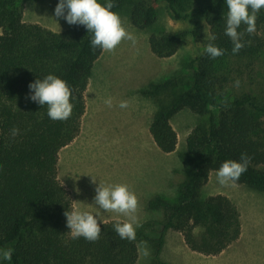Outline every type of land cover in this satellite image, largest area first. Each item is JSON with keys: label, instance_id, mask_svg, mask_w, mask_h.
Returning a JSON list of instances; mask_svg holds the SVG:
<instances>
[{"label": "trees", "instance_id": "16d2710c", "mask_svg": "<svg viewBox=\"0 0 264 264\" xmlns=\"http://www.w3.org/2000/svg\"><path fill=\"white\" fill-rule=\"evenodd\" d=\"M26 0H0V250L13 249L11 261L0 264H136L138 245L147 242L149 264H168L160 258L165 234L182 235L186 247L197 254L215 256L238 240L239 213L224 195L202 196L210 173L228 160L250 157L247 171L236 186L264 195V8L258 13L256 32H243L244 48L233 54L225 35L226 0H163L173 20H193L191 31L161 30L148 35L150 52L170 58L191 35L201 53L185 63V74L149 82L137 93L153 101L155 110L148 134L163 154L177 149L171 120L182 110L197 118L178 159L185 166L172 198L156 193L144 204L150 219L139 223L136 240L121 239L114 225L99 224L100 238L72 239L65 211L71 198L58 180L59 151L78 136L85 113L84 92L92 67L102 54L93 50L83 25L53 32L23 21ZM157 0H134L129 8L131 26L144 30L155 20ZM105 0L101 5H106ZM124 0H113L114 12ZM203 25L210 41L202 37ZM225 50L212 59L207 44ZM66 81L71 89V117L54 121L47 105L29 99V85L47 75ZM239 80V87L235 82ZM19 134L12 136L11 129ZM177 174V172H175ZM146 258V260H147Z\"/></svg>", "mask_w": 264, "mask_h": 264}, {"label": "rangeland", "instance_id": "374dc122", "mask_svg": "<svg viewBox=\"0 0 264 264\" xmlns=\"http://www.w3.org/2000/svg\"><path fill=\"white\" fill-rule=\"evenodd\" d=\"M104 1L98 0L100 4ZM133 1L124 0L114 13L120 16L126 30L136 36L137 44L133 47L130 41L125 40L114 54L103 51L94 62L84 92L86 106L79 134L58 154V180L64 187L67 182L76 185L81 195L91 194L99 183L111 185L108 184L109 180L115 181L120 177L119 184H131L134 190L150 187L152 191L172 198L175 184L181 180L180 174L185 168L178 159V153L184 151L185 139L197 117L188 110L176 114L171 124L177 134V149L174 153L163 154L147 134L148 123L156 107L153 101L142 98L137 91L151 81H163L177 74H185V63L201 53L200 44L189 34L182 40L175 55L159 59L149 50L148 35L161 30L191 31L196 21L171 19L166 3L157 0L154 4V22L144 30H137L128 19ZM24 3L26 20L36 19L46 26L49 22L58 24L52 31H63L69 27L64 18L54 15L59 0H26ZM201 34L207 38L204 25ZM108 98L112 99V107L104 103ZM121 101H128L130 106L121 109ZM216 172L210 173L202 196L221 194L235 199L236 205L232 203L239 208L238 213L243 221L242 236L220 254L204 256L190 252L182 243V235L171 231L166 237L167 247L163 257L168 264H264V216L256 219L250 206L251 203H262L264 207V195L254 193L245 186H241L246 189L244 193L236 190V187H222L217 182ZM142 185L143 189L140 187ZM71 202L72 207L78 209V204L73 200ZM143 214L139 223L157 215H150L145 210ZM256 222H259L258 230ZM145 260L141 255L140 264H144Z\"/></svg>", "mask_w": 264, "mask_h": 264}, {"label": "clouds", "instance_id": "9594fccd", "mask_svg": "<svg viewBox=\"0 0 264 264\" xmlns=\"http://www.w3.org/2000/svg\"><path fill=\"white\" fill-rule=\"evenodd\" d=\"M227 20L225 35L232 44V53L239 54L244 48L242 39L243 32L238 31L240 26L246 25V33L251 35L256 32V21L258 13L264 8V0H226ZM116 5L113 0H108L106 5H101L98 0H59L55 8L54 15L57 18H64L69 25H83L88 33H92L91 47L93 50L100 48L104 52L115 53L117 47L125 40L130 41L132 46L137 44L135 35L129 33L123 26L120 16L111 11ZM66 13V14H65ZM210 41L215 40V36L207 37ZM206 53L212 58L224 55L225 50L207 44ZM240 81L235 82L239 87ZM32 93L29 99L40 106L47 105V115L54 121H66L71 117L73 104L70 102L71 89L66 81L54 75H47L43 80L37 79L29 85ZM108 107H112L111 98L104 101ZM128 101H121V109L128 108ZM12 136L19 134L18 128L11 129ZM250 157L242 153L240 161H225L216 172V179L222 187H235L241 175L247 171ZM96 180L93 178V183ZM95 204L106 212H114L122 215L126 219L114 225L115 232L121 239L128 241L136 240V228L140 227L137 212L138 198L130 190L127 184L105 185L99 183L95 189ZM67 227L70 229L72 239L83 237L89 242H95L100 238L101 228L98 219L87 211L73 209L65 211ZM140 254L147 258L150 251L147 242L141 241L138 245ZM13 249L0 250V258L11 261Z\"/></svg>", "mask_w": 264, "mask_h": 264}, {"label": "crops", "instance_id": "0c3cea01", "mask_svg": "<svg viewBox=\"0 0 264 264\" xmlns=\"http://www.w3.org/2000/svg\"><path fill=\"white\" fill-rule=\"evenodd\" d=\"M25 4V3H24ZM23 4V11H24V13H23V21L25 22V23H30V24H39V25H41L42 27H45L46 29H48V30H50V31H52L51 29L52 28H56V27H58L57 25L58 24H54V23H52V22H49V24H48V26H46L43 22H41V21H39V20H36V19H32V20H26V17H25V10H24V8H25V5ZM45 23H46V21H45ZM71 25H69V27H70ZM68 27V28H69ZM67 28V29H68ZM66 30V29H65ZM65 30H63V31H65ZM63 31H55V30H53V32H63ZM85 100V99H84ZM85 106H86V103H85ZM147 134H148V130H147ZM148 136H149V138H150V140L152 141V139H151V137H150V135L148 134ZM153 142V141H152ZM166 155H168V154H166ZM58 162V161H57ZM57 176H58V173H57ZM122 177V176H121ZM120 181H121V179H120V177H118L115 181H110L109 180V183L108 184H111V185H115V184H119L120 183ZM67 182V181H66ZM67 185L65 186L66 187V190L69 192V194H70V196H71V200H73L74 202L73 203H77L78 204V209L80 210V211H87V212H89V213H91V214H93L94 216H96L97 217V219H98V223L99 224H102V223H104V222H108V221H111V220H119V221H124L126 218L125 217H123L122 215H118V214H116V213H114V212H106L105 210H103V209H100L99 208V206L98 205H96L95 204V201H94V197H95V195H96V192L94 191V192H91V194L90 193H88V194H86V193H84L83 195H81L82 194V192H81V194H80V191L77 189V186L76 185H74V184H71V183H69V182H67L66 183ZM146 185V184H145ZM131 186V184L129 185V188H130V190L131 191H133L135 194H136V196H137V198H138V212H137V217H138V221H140V219L143 217V213H144V204H145V201L151 196V195H153V194H156L158 191H152V189L150 188V187H148V188H146V189H143L144 188V185H142V186H140V187H142V189L143 190H138V188H136L135 190H134V188L133 187H130ZM155 187V186H154ZM237 189L236 190H240L242 193H244L245 192V188L244 187H241V186H235ZM132 188V189H131ZM150 189V190H149ZM80 194V195H79ZM82 196H85L84 198H81ZM227 196V195H226ZM227 198H229L230 200H231V202H233L234 204L236 203L235 202V199H233L232 197H228L227 196ZM238 204V203H237ZM257 204V203H256ZM255 203H251V208L252 209H254V211L253 212H255V213H252L253 214V216L254 217H256V219H258L259 217H263L264 216V207H262L263 206V204L262 203H259V204H257L256 205ZM236 205V204H235ZM76 207V206H75ZM74 208V207H73ZM236 208H237V210H238V212H239V208L236 206ZM75 209V208H74ZM239 216H240V214H239ZM240 218V224H241V233H240V236H239V238L242 236V233H243V221H242V216H240L239 217ZM249 225V224H248ZM254 225V224H253ZM262 225V224H261ZM255 226H257V230L259 229V222H256V225ZM253 230V229H252ZM169 232H171L170 230L165 234V242H164V245H163V247H162V250H161V254H160V258L162 259V260H164V261H167L165 258H163L164 257V251H165V248L167 247V239H166V237L168 236V234H169ZM182 243L184 244V241H182ZM186 246V245H185ZM149 249V248H148ZM189 250V249H188ZM190 251V250H189ZM190 252H192V251H190ZM192 253H194V252H192ZM194 254H197V253H194ZM200 255V254H199ZM140 256H141V254H140V252H139V250H138V259H137V262H136V264H140ZM145 263L144 264H146L147 263V260H145L144 261ZM167 263H168V261H167ZM149 264V263H148Z\"/></svg>", "mask_w": 264, "mask_h": 264}]
</instances>
